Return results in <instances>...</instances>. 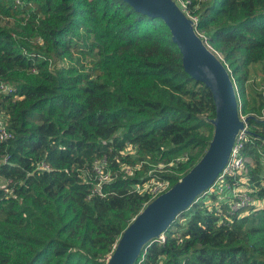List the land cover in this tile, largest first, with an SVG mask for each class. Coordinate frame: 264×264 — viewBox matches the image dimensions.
Here are the masks:
<instances>
[{"label": "trees", "instance_id": "trees-1", "mask_svg": "<svg viewBox=\"0 0 264 264\" xmlns=\"http://www.w3.org/2000/svg\"><path fill=\"white\" fill-rule=\"evenodd\" d=\"M183 1L228 65L242 111L263 116L264 92L248 108L246 83L264 62V0ZM2 83L15 92L0 106L13 134L0 140V264H107L151 202L135 185L175 180L148 174L180 157L171 169L194 167L214 135L211 89L186 72L166 23L124 0H0ZM248 127L250 195L264 201V119ZM99 160L113 175L101 192ZM205 207L194 202L135 264H264V206Z\"/></svg>", "mask_w": 264, "mask_h": 264}, {"label": "water", "instance_id": "water-1", "mask_svg": "<svg viewBox=\"0 0 264 264\" xmlns=\"http://www.w3.org/2000/svg\"><path fill=\"white\" fill-rule=\"evenodd\" d=\"M135 10L162 19L178 46L183 66L194 79L212 91L216 116L214 135L205 156L183 181L151 201L119 238L109 264H135L148 243L154 242L189 209L226 168L238 132L245 121L240 119L237 87L219 53L202 39L193 21L174 0H124Z\"/></svg>", "mask_w": 264, "mask_h": 264}, {"label": "built area", "instance_id": "built-area-1", "mask_svg": "<svg viewBox=\"0 0 264 264\" xmlns=\"http://www.w3.org/2000/svg\"><path fill=\"white\" fill-rule=\"evenodd\" d=\"M175 1V0H174ZM181 3V9L184 13L191 19H193V24L196 27L198 22L197 16H191L188 12L187 4L183 0H176ZM15 89L5 83L0 84V106H1V96L4 94L14 93ZM264 116V115H263ZM244 117L242 116V119ZM245 120V119H243ZM248 122L245 121V127L241 129L234 142L229 162L224 169V171L220 174V176L216 179V181L201 195L197 197L195 202L202 201L205 204V209L209 211H213L217 209L219 212L221 210L219 207L222 204H227L230 211L232 213H237L238 210L255 205L258 206V202L252 198L250 192L252 189L249 184V176L246 171V162L242 155V147L243 143L248 139ZM12 132L8 129V124L5 116L1 112L0 108V140H6L12 137ZM127 150H131V153H134L135 150L132 146H129ZM179 162V161H178ZM164 165L160 164L159 166ZM107 163L105 161L99 160L96 161L95 168L98 176V184L96 185V190L101 192L102 184L111 182L113 180V175L111 171L106 169ZM127 168V169H125ZM128 175H133V169L129 166H124L123 168ZM234 182H231L230 177L236 178ZM156 179V178H152ZM150 181V180H149ZM161 181V180H158ZM148 182V181H146ZM136 184L135 190L143 195H150L151 200L152 197L157 196L156 192L153 189H150L149 186H146L147 183ZM155 241L164 243L166 241L165 234H161Z\"/></svg>", "mask_w": 264, "mask_h": 264}, {"label": "rangeland", "instance_id": "rangeland-1", "mask_svg": "<svg viewBox=\"0 0 264 264\" xmlns=\"http://www.w3.org/2000/svg\"><path fill=\"white\" fill-rule=\"evenodd\" d=\"M178 5L181 8L180 2H178ZM191 20L193 21V19H191ZM198 34L201 35L202 39L205 40L204 34H202L200 32H198ZM218 55L222 58V56L220 54H218ZM222 60H223V58H222ZM60 64H62V63H60ZM236 87H237L236 90H237V96H238V111H239L240 119H242V116L244 117L243 119H246L247 116H254L255 118H258V119H264V116H258L256 113H254L253 111H251L249 109L247 110V112L242 111V104L244 103V100H243L242 96H240V90H239L237 85H236ZM262 92H264V62L252 64L250 66L249 80L246 83V98H247V102H248V108H253L259 104V93H262ZM249 129L250 128L248 127V130ZM127 152L131 153V150H127ZM184 158L185 157L178 158L177 161L170 163L168 165V167H166L165 165H161V166H159L160 169H155V168L150 169L151 171L149 172L148 176H151V174L156 173L159 175L160 174L161 175H170V176H173L175 178V180H171L168 177L167 178L163 177V179L161 181H158V179H150V181L146 182L147 183L146 186H149L150 189H153L157 195L155 197H152L151 201H153L155 198H157L161 194L170 190L176 184L183 181L185 179V177H187L194 170V168L200 163V162L197 163L194 167L192 166L191 168L190 167L187 169L185 168V170L181 171V172H179L177 169L176 170L171 169L172 166H175L177 168L178 167V161H183ZM125 169H127V168H125ZM132 174L135 175V169H133ZM148 204L149 203H147L145 205V207ZM257 205L260 207L264 206V201H259ZM115 248H116V246H114L113 250L107 254V256H106L107 264H109V262L111 261L113 255H114Z\"/></svg>", "mask_w": 264, "mask_h": 264}]
</instances>
